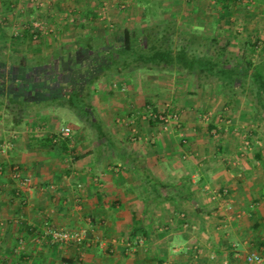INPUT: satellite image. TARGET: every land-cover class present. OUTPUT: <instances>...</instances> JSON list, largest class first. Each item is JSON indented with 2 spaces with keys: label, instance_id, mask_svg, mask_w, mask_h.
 <instances>
[{
  "label": "crops",
  "instance_id": "obj_1",
  "mask_svg": "<svg viewBox=\"0 0 264 264\" xmlns=\"http://www.w3.org/2000/svg\"><path fill=\"white\" fill-rule=\"evenodd\" d=\"M9 1L11 10L0 12L6 21L37 10L29 2L20 13L23 7L17 10L14 6L20 0ZM190 1L193 7L181 10L174 9V0L171 5L165 0H137L134 4L142 19H153L149 10L156 6L164 16L161 22L171 19L178 30L191 35H227L230 22L226 20L237 16V32L231 30L237 41L228 36L230 45L237 43L239 49L250 42L256 49H264V0L256 1L254 9L248 0H238L235 12L227 18L221 17L224 10L215 0H210V12L198 4L199 0ZM83 11L88 23L99 14L90 0H85ZM14 39L22 41L23 35ZM138 73L144 75V71ZM132 76H109L103 88L92 95L99 112L106 114L105 120L97 116L106 131L104 138L93 136L77 118L60 126L44 109L48 101L43 96L44 108L26 110L22 119L14 118L8 99L22 97L20 101L28 102L33 99L32 92L28 98L21 93L5 94L6 101L0 99V145L12 137L8 149L1 151L0 147V264H264V120L252 107L237 104V122L219 125L213 118L204 124L195 121V115L194 122L184 116V137L175 136V129L163 134L155 130L156 123L138 120L144 106L151 104L150 108L157 110L151 103L156 101V93L152 88L136 89L133 83V89L126 93L138 107L125 104L119 112L126 114L127 122L114 121L109 100L100 99L104 87L105 96L113 93L115 82L125 90L122 84L128 85ZM129 95L125 101L130 100ZM191 103L184 109L192 110L195 105ZM171 111L174 108L165 110ZM64 127L70 128L66 136L61 135ZM213 129L220 137L211 133ZM232 129L237 130L236 138ZM133 161L143 164L159 181L190 176L187 189L197 203L152 199L153 194L133 171ZM11 164L19 165L23 174L30 176L29 188L11 178ZM199 178L204 180L202 185ZM157 186L159 193L169 190L159 183ZM47 224L84 230L83 243L49 242L42 237ZM249 253L259 254L261 262H246Z\"/></svg>",
  "mask_w": 264,
  "mask_h": 264
},
{
  "label": "trees",
  "instance_id": "obj_2",
  "mask_svg": "<svg viewBox=\"0 0 264 264\" xmlns=\"http://www.w3.org/2000/svg\"><path fill=\"white\" fill-rule=\"evenodd\" d=\"M237 1L215 0L220 9L224 10L222 18L233 15ZM10 3L9 0H0V12L10 11ZM115 36L116 41L112 45H106V50L101 49L104 44L97 43L95 38L85 36L81 41L75 42L74 50L85 55L92 52L93 60H80L81 68L75 73L64 76L63 79H55L54 75L44 76L45 71H51L53 66L51 60H35L31 65L36 68L34 77L37 83L40 81L44 84L46 80H50V92L44 91L43 97L56 106L70 110L81 123L86 124L93 136L97 138L106 136V131L95 114L91 96L99 90L101 78L109 73L128 77L134 71L149 70L191 77L197 87L205 84L213 85L215 94L244 97L253 108L255 115L264 120V56L255 61L249 56V52L256 49L254 46L256 44L244 43L241 48L233 51L229 48V39L221 42L215 34L198 32L191 35L182 32L181 28L179 30L176 28V23L171 19L159 23H144L134 29L124 28L118 36ZM54 56L61 57L60 54ZM96 58L98 60H94ZM57 62L62 63L63 60ZM28 63L25 58L12 60L10 68L16 66L18 69H29ZM59 63L55 66L59 69L58 72H61L62 67ZM0 64L5 63L0 60ZM91 66H94L98 73L89 74L84 70L91 69ZM56 76L58 77L57 73ZM65 81L67 87L64 88L62 82ZM8 101L9 110L15 112L14 118L22 119L26 110L19 104L21 102L14 98H9ZM151 122L159 123L156 117L151 119ZM68 139L62 141V145L66 144ZM135 162H131L135 169L133 171L139 175L148 192L153 194L152 199L159 197L162 201L192 200L197 203L191 190L187 189L190 176L185 174L175 181H159L143 164ZM158 183L163 189L169 187L168 192L159 193ZM203 183L204 180L199 178V184ZM147 199H149L148 194Z\"/></svg>",
  "mask_w": 264,
  "mask_h": 264
},
{
  "label": "rangeland",
  "instance_id": "obj_3",
  "mask_svg": "<svg viewBox=\"0 0 264 264\" xmlns=\"http://www.w3.org/2000/svg\"><path fill=\"white\" fill-rule=\"evenodd\" d=\"M135 1L137 0H90L96 9V12H99V14L90 23H88V21H86L87 17L83 11L85 0H20L14 4V6L17 7V10L23 7L20 13H22L24 8L29 5V2L34 6L36 5L37 10L34 9V11L29 13L28 16L25 14L27 19L25 16H16L14 20L11 18L9 21L1 18L3 22L0 24V60H3L5 63L1 66L5 67L9 72L11 69L10 62L12 60H20V58L28 60V64L30 66V68L27 69L28 71L33 69L31 65L34 64L35 60H51V62L53 61V64H56L58 63V58L54 56L55 54H60L61 57H59V59L65 57L67 54H70V52L75 51L74 43L79 40L81 41V39L85 36L95 38L97 43L101 45L104 44V47L101 49H105L106 45L114 44L116 41L115 35L118 36L122 29H134L139 27L141 24H148L150 22L159 23L164 18L162 13L159 14L160 8L153 6L149 10L153 13V19L149 18L144 21V19L140 16V8L136 3L134 4ZM256 1L258 0H248V6H250L251 9H254ZM168 3L171 5V0H165V4L168 5ZM198 4H200L201 7L208 9V12L213 9L211 6L212 1L210 0H199ZM172 6H175L174 9L179 8L180 10L187 7L191 9L193 7V3L190 0H174ZM28 20H30L29 23L27 22ZM229 20L230 23H228V28H226L228 30L226 32L227 35L224 33H214L218 38H220L221 42L225 41L228 36H231L232 38L235 37V39L233 38V41H237V36H235L233 31H231L236 30L237 32V16L236 18H229ZM37 27H40L41 29L36 34L33 30ZM25 29H27V31H25ZM14 34H17L18 36L23 35L22 41L14 39L17 36ZM46 43H48V45H46ZM229 48L233 51L236 50L237 43H232ZM91 53L88 52L89 56H92ZM260 54L264 55V49H254V51L249 52V56L254 59V61L258 58V56H260ZM94 60L98 59L96 58ZM84 70H86L87 73L89 72V74L98 73V70L94 66H91V69L88 68ZM57 72L58 71H56V73ZM109 76L111 79L115 77L112 73L102 77L99 82V88H103L102 83L107 82V78ZM131 80L132 81H129L130 83L128 85H125L124 83L122 84V87L125 89L122 91L119 88L120 84L115 82L113 93L108 96L104 95L107 89L104 87L105 91H103V95L100 99H103V101H106V99L109 100L108 107L111 108V116L113 117V120L115 121L116 118L121 122V119H125L127 122L128 119L124 116L126 114H120L119 112L122 107L126 106L125 104H132L138 107V105L134 103V98H131V96L126 93L133 89V86L130 84L134 83V87L136 89H153L152 91L156 93V101L151 103L156 105L158 114L163 115L164 113L166 116L175 114V121L166 117L167 122L169 121L167 129H164L162 123L159 121V123H156L158 128H155V130L157 129L159 132L165 134L166 132L174 131L175 129L177 131H175L174 134L179 138L185 136V133L181 128V121H183L182 119L184 116L188 119L191 118L194 122L193 115H195V121H202L204 124H207L214 118L217 120V124L227 125L233 121L237 122V107L239 109V105L237 104H242V107H244V105L249 106V103L242 96L239 98H229L221 94H215L213 91V85L205 84L201 87H197L191 77L178 76L176 73H157L146 70L144 71V75H141L137 71H134ZM62 83L64 88L67 87L66 81ZM1 91L2 92L0 93L2 94L0 95L2 96H0V99H3L4 101L7 100L5 94H15L13 92L5 91L4 89ZM128 95V99L130 98V100L125 101L124 98H127L126 96ZM26 97L28 98L29 95H26ZM189 97L191 98L189 99ZM21 98L17 97L15 100L21 102L19 104L22 105L25 110H29L28 112L31 110L33 111L36 108H44L43 106L45 104V100L40 96V94L33 96V99L28 102L22 103V101H20ZM94 98L93 100L91 99V101H93L92 105L97 110L95 114L99 117L102 116L105 120L106 114L102 111L99 112L97 107L98 101ZM111 98H114L117 103H113ZM151 100L153 99L151 98L150 101ZM237 100L239 103H237ZM187 102H192L191 104H194L196 108L193 107L192 110L189 108L185 110L184 108L187 106ZM46 106H48V108L44 109L49 111V117L57 119L61 124L60 126L73 123L75 121L74 119H76L75 115L67 108H58L51 102H47ZM150 106L151 104L144 106L145 109L143 110V113L138 117L139 122H142V124L151 123V119H148V115H146V111L149 110ZM102 108L103 107H101V110ZM171 108H174V111L165 112L166 109L169 110ZM55 111L60 112L61 115H56ZM136 115L137 113L134 114V117ZM143 115H146V118H144ZM111 116L107 117V120H110ZM129 120L134 121V118ZM121 130L122 132L125 131V129ZM233 131L236 133V135L233 134L236 138L237 130L234 129ZM225 132L227 133V131ZM120 134L121 132L119 135ZM214 135L220 137V134ZM198 136H201V133H198ZM234 137L231 136V138ZM216 138L214 136L212 137V140H215Z\"/></svg>",
  "mask_w": 264,
  "mask_h": 264
},
{
  "label": "flooded vegetation",
  "instance_id": "obj_4",
  "mask_svg": "<svg viewBox=\"0 0 264 264\" xmlns=\"http://www.w3.org/2000/svg\"><path fill=\"white\" fill-rule=\"evenodd\" d=\"M91 53V52H90ZM92 56H89V54H82L79 51H73L70 52V54H67L63 58H58L57 60H63V62L59 63L61 72H57L58 77L56 76V71L59 69H56L57 66L53 64L51 67V71H45L44 76H51L54 75L55 79H63L64 76H68L72 73H75L76 71L81 68L80 66V60H92L93 59V53H91ZM89 56V57H88ZM88 57V58H87ZM36 73V70L33 68L31 70H25V69H10L9 72L6 70V68L2 67L0 64V92L1 90H5L8 92H13L15 94H23V95H30V92H32V96L40 94V96H44L45 92H50V80H46L44 84L40 83V81L37 83L36 78L34 77ZM31 77H30V76ZM75 75V74H73ZM30 77V78H29ZM18 79L20 82L15 84L14 81ZM32 80V81H31ZM29 84V87H27Z\"/></svg>",
  "mask_w": 264,
  "mask_h": 264
},
{
  "label": "built area",
  "instance_id": "obj_5",
  "mask_svg": "<svg viewBox=\"0 0 264 264\" xmlns=\"http://www.w3.org/2000/svg\"><path fill=\"white\" fill-rule=\"evenodd\" d=\"M0 24H2L1 18H0ZM40 29H41L40 27H37L33 31L37 32ZM146 112H147L146 115H148V119H153L154 117H156L158 121L162 123L164 129H167V124H169L168 123L169 121L167 122L166 117H168V119L169 118L172 119V121L176 120L175 114H170L166 116L163 113V115H161V114H158L157 111H153L151 108H149V110H147ZM146 115H143V117L146 118ZM69 131H70L69 127H64V129L61 132V135L66 136L69 133ZM211 133L216 134V130L214 129L211 130ZM11 145H12V137L8 138L2 143V145H0L1 151H5ZM0 170H1V166H0ZM9 171H10L11 178L16 180L19 186L29 188L32 185L30 176L23 174L19 165L11 164L9 166ZM0 224L2 223L0 222ZM84 236H85L84 230H69V229L59 228L57 226L50 225V224H47L42 234V237H44L45 239L47 238L48 241L51 243H57L58 245L72 244V245H77V246L83 243ZM245 260L246 262H249V263H260L261 257L257 253H249L245 256Z\"/></svg>",
  "mask_w": 264,
  "mask_h": 264
}]
</instances>
